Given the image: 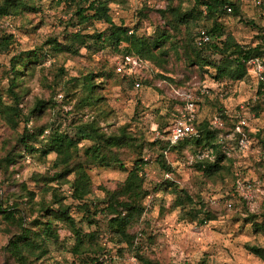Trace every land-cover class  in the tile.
<instances>
[{
    "label": "trees",
    "instance_id": "obj_1",
    "mask_svg": "<svg viewBox=\"0 0 264 264\" xmlns=\"http://www.w3.org/2000/svg\"><path fill=\"white\" fill-rule=\"evenodd\" d=\"M254 1H259L258 6L264 12V0ZM51 2L54 7L62 6L61 13L67 17L65 26L75 30L67 32L65 27L59 39L57 36L49 37L44 43L47 45L46 55L49 53L54 58H72L78 56L81 49L90 53L107 49L119 59L126 56L131 57L137 60L141 69H144L145 65H151L153 71H148L147 66L146 74L140 75L138 72L137 76L140 77L136 79L133 76L130 78V73H126L127 69L124 68L120 81L125 84L129 82L131 87L135 84L138 88L152 86L159 93L162 90L164 93L170 92L171 89L193 91L196 88L189 87L187 83L192 74H196L199 80L203 74H209V77L216 82L225 81L227 83L224 84L225 86L249 83L255 85V98L243 103L244 111L242 112L237 105L231 114H227L214 99L212 102L216 107L214 117L218 119L219 124H212L205 120L197 121L198 107L203 101H207V96H201L195 104L196 118L190 123L196 135L177 140L175 143L170 142L169 135L172 119L177 116L180 103L170 97L174 105L165 119L158 118V126L155 129L160 137L147 142L143 137H137L129 132L127 124L109 130L100 127L99 123L111 116V112L102 104L103 99L98 93V85L101 83L96 80L97 77L111 78L109 73L95 75L88 72L81 76V84L76 87V79H64L63 69L60 67L52 73V89L54 90L57 82H60L64 96L74 100L73 108L76 112L77 125L72 137L60 133L50 141L49 145H44L40 137L49 127L33 126L27 129L26 125L31 121L39 120L44 110L51 107L50 102L37 100L24 115L17 107L21 99L19 76L28 64L36 63L43 58L41 48L19 52L9 59L7 86L4 93H0V118L12 132H15L19 122L22 123L21 130L15 137V146L20 147L24 154L31 156L37 152L41 155L51 153L54 159L51 162L53 173L50 176L43 174L32 177L34 182L41 184V192L49 193L52 200L51 207L39 204L37 218L26 223V210L21 202L25 200V205L31 208L35 195L31 191H26L23 185L18 194L9 195V198H12V204L9 207L3 209L0 206V217L15 228V231L10 230L3 251L15 264H28L27 256H33V261H37L46 254V240L57 242L56 223H62L68 227L73 236L71 253L74 255L91 254L86 258L87 264H97L102 256L109 257L112 264H133L128 261L129 257H136L140 264H153L137 254V242L141 238V232H130L143 213L141 202L148 196V192L143 188L141 173L144 166L143 152L145 150L154 154L155 160L165 173H170L172 169L171 165L166 162V155L171 152L180 154L188 148L193 167L205 179L229 175L230 187L225 193H228L227 198L234 204L237 194L231 187L236 180L246 179L238 173L228 172L227 164L232 161L228 155L227 137L233 138L234 149L237 151H239L237 149L239 139L244 138L247 141L246 148H249V141L258 138V134L248 130L247 121L264 118V84L251 76L247 61L259 59L264 65V20L257 28L252 41L247 45H240L229 32L225 31L221 23L225 16L239 18L240 0L232 2L228 0H165L162 9L154 10L162 26L158 34L151 38L137 35V25L129 30L121 25L113 24L109 15V4L115 3L116 0H51ZM186 2L190 4L188 8H184ZM226 8L229 9L228 12ZM35 12H38V7L35 6L33 0H2L0 2V23L22 13ZM199 20L209 23L208 29L200 30L211 38V42L200 49L195 47L200 31L192 33V26H196ZM94 23H102L107 27L101 32L87 33V28ZM9 29L0 28V52L7 51L12 43V36L8 33ZM169 51L177 54V58L182 61L184 67L182 79L167 75L169 71L166 65ZM212 57H216L217 60H212ZM208 69L213 71V75L208 73ZM150 74L152 77H149ZM220 92H217L215 96ZM3 94L9 96L12 104L4 103ZM83 112H87L85 121ZM239 113L245 118L244 126L238 124L237 115ZM88 117L91 119L88 120ZM109 127L111 126H105L106 129ZM81 141L88 142L89 146L79 151L78 144ZM262 142L264 145V138ZM204 152L207 155L203 157ZM20 158L22 156L19 152L6 151L4 156L0 157V168L6 172L7 166L14 165ZM125 162H129L127 168L124 166ZM89 167H115L125 172L123 181L115 189L102 188L101 200L90 206L86 203V198L92 194L93 190L86 172ZM251 182L254 183V181ZM61 185H67L69 199L77 202L76 208L83 212L85 221L93 223L97 215L106 220V236L99 237L98 231L82 233L75 226L69 206L63 204L65 197L59 192ZM159 187L172 188V193L175 195L174 208L188 207L181 215L182 220L196 221L199 224L215 220L212 208L207 207L201 201L195 204L185 194L180 195L182 191L177 190L171 183L163 182L153 191H157V188L159 190ZM239 201L243 206L248 205L241 199ZM222 210H224L223 207ZM259 217L258 223L253 222L254 217H251L247 223L252 222L254 230L259 229L264 236V212ZM100 241L103 243L99 245ZM109 243L112 245L108 248L106 244ZM246 250L264 263L262 249L249 246ZM34 252H38L37 255H34Z\"/></svg>",
    "mask_w": 264,
    "mask_h": 264
},
{
    "label": "rangeland",
    "instance_id": "obj_2",
    "mask_svg": "<svg viewBox=\"0 0 264 264\" xmlns=\"http://www.w3.org/2000/svg\"><path fill=\"white\" fill-rule=\"evenodd\" d=\"M33 1L38 7V12L22 13L6 20L8 28H10L8 33L12 36V43L7 51L0 52V93H4L8 81L9 59L19 52L41 48L43 58H40L36 63L28 64L19 76L21 99L17 107L22 115L26 114L27 110L37 100L49 101L51 107L44 110L39 120L27 123L26 128L31 129L33 126L49 127L40 137L44 145H49L50 141L60 133L69 137L73 136L77 125L75 121L76 112L73 108L74 100L64 96L60 82H57V87L54 90L52 89V73L61 67L64 79H76V87L81 84V76L88 72L95 75L109 73L112 76L106 79L97 77L96 80L101 83L98 85V93L103 99L102 104L111 112V116L99 123L100 127L109 130L127 124L129 132L137 137H143L147 142L160 137L155 131L158 126V118L163 117L165 119L174 105L170 100V92L164 93L162 90L159 93L152 86L138 88L133 85L131 87L129 82L127 84L121 82L120 76L123 72L116 71L120 59L107 49L94 53L81 49L78 56L72 58H54L49 53L46 55L47 45L44 43L49 37L57 36L59 39L60 33L65 27L67 32L75 29L72 30V28L65 26L67 17L61 13L62 6L54 7L51 0ZM257 2L259 1L240 0L239 18L225 16L221 20L225 31L229 32L240 45H247L252 41L257 28L262 25L264 20V12L257 5ZM164 3L165 0H116L115 3L109 4V15L113 24L121 25L129 30L137 25V35L154 38L162 26V22L154 10L162 9ZM189 6V2L184 4V8ZM196 23V26L191 25L192 33L202 31L200 29H208L210 26L208 22L203 20ZM106 27L102 23H94L87 28L86 32H101ZM168 55L166 69L169 72L167 75L175 79H182L184 76L182 61L172 51H169ZM212 60L216 61L217 58L212 57ZM147 66L148 71H153L151 65ZM147 66L145 65V68L141 69L138 63L126 73H130V78L133 76L137 79L140 77L137 76V73L144 75ZM207 71L213 75L212 70L208 69ZM149 77H152V74ZM151 83L155 85V83ZM187 83L191 88L204 87L208 91L207 101H203L198 107L197 121L199 122L203 120L212 122L216 115V107L212 103L214 99L227 114H231L237 105L239 107L249 99L255 98V85L253 83L225 86V81L216 82L209 77V74H203L200 80L196 74H192ZM219 91L221 92L215 96ZM2 96L5 104H12L9 96L4 94ZM83 114L85 121L87 112H83ZM90 119L88 117V120ZM105 126L111 127L106 129ZM21 127L22 123L19 122L15 132H12L0 118V157H3L5 152L9 150L19 152L22 156L14 165H8L6 172L0 168V206L3 209L9 207L12 204V198H9V195L18 194L23 185L26 191H31L35 195L31 208L25 205V200L21 202L26 210V223H29L37 218L39 204L44 207H51L52 205L49 193L41 192V184L34 182L32 177L43 174L50 176L53 173L51 162L54 155L51 153L41 155L38 152L31 156L24 154L20 147L15 146V137ZM247 127L251 133L258 134V138L249 141V148L237 151L234 149L233 138L227 137L228 155L232 161L227 165L229 167L228 172L238 173L243 179L254 181L256 198L253 203L247 206H243L236 198L234 208L228 211L222 210L219 198L230 187L229 175L205 179L193 167V162L188 155V148H185L180 154L171 152L166 155V162L171 165L172 171L165 173L155 160L156 156L144 150V166L141 173L143 175V188L148 192V196L141 202L143 213L140 219L130 229L132 233L134 231L141 232V238L137 242V254L153 264H264L246 250V247L254 246L264 251L263 234L259 229L254 230L252 222L247 223L251 217H254L253 222L258 223L260 221L259 215L264 212V145L262 144L264 118L248 120ZM165 137L164 135L163 138L165 139ZM88 146V142L81 141L78 144L79 151ZM205 155L207 153L204 152L203 157ZM128 165L129 162L124 163L126 168ZM86 172L93 187L92 194L86 198V203L89 206L101 200L102 188L113 190L125 177V172L115 167H89ZM163 182L171 183L177 190L182 191L180 195H187L195 204L201 201L207 207L212 208L215 213V220L202 224L196 221L182 220L181 215L188 207H173L175 195L172 193V188L159 187V190L157 188V191H153ZM59 192L64 195L63 204L69 206L75 226L82 233L98 231L99 237L107 235L104 218L97 215L94 218L95 222L88 223L83 218V212L76 208L77 202L69 199L67 185H61ZM17 201L19 202V199ZM30 210L31 213H29ZM56 227L57 242L46 240V254L37 261H33V256H27V263L87 264L86 258L90 257L91 254L88 252L89 255L85 253L81 255L72 254L73 236L68 227L62 223H56ZM10 230L15 231V228L8 225L0 217V264H15L3 251ZM102 243L103 241H100L99 245ZM110 245L112 243L106 244V247L109 248ZM37 253L34 252V255ZM130 259H133V264H140L136 257H129L128 261Z\"/></svg>",
    "mask_w": 264,
    "mask_h": 264
},
{
    "label": "built area",
    "instance_id": "obj_3",
    "mask_svg": "<svg viewBox=\"0 0 264 264\" xmlns=\"http://www.w3.org/2000/svg\"><path fill=\"white\" fill-rule=\"evenodd\" d=\"M258 4L259 2H257V5ZM226 11L228 12L229 9L226 8ZM6 27L8 28L7 21H3V23H0L1 29ZM209 42H211V38L203 31H200L199 36L195 41V47L200 49ZM137 64V60L126 56L119 60L116 66V71L122 72L124 68L129 71L130 68L136 66ZM247 65L250 67L251 76L255 80L260 81L262 84H264V65L261 64V61L259 59H251L247 61ZM134 86L137 87L136 84ZM170 95L173 99L180 103L177 116L172 119V126L169 135L170 142L175 143L177 140H182L185 137L189 138L196 135L195 130L190 125V123L196 118L195 104L199 101V98L201 96H207L208 91L204 87H197L191 92L181 89H171ZM238 108L241 112L244 111V105H240ZM237 121L240 126H244L246 124L245 118L240 113L237 115ZM211 123L219 124V121L216 117H214ZM246 147L247 141L244 138L239 139L237 143V149L239 151H242L246 149ZM254 185L255 184L253 182L248 180H236L231 189L237 194V199H241L247 204H251L256 198ZM227 196L228 193H224L219 198V204H221V206L228 211L234 208V204L229 198H227ZM212 203L215 204V202ZM130 262L133 263V259H130ZM97 264H112V261L111 259H109V257L102 256L98 259Z\"/></svg>",
    "mask_w": 264,
    "mask_h": 264
}]
</instances>
